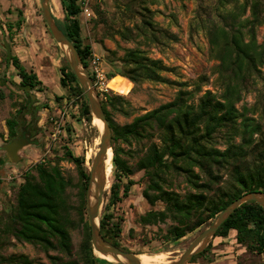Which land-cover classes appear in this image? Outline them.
Returning <instances> with one entry per match:
<instances>
[{
  "label": "trees",
  "instance_id": "obj_1",
  "mask_svg": "<svg viewBox=\"0 0 264 264\" xmlns=\"http://www.w3.org/2000/svg\"><path fill=\"white\" fill-rule=\"evenodd\" d=\"M64 20L57 19L59 27L68 35L78 49L84 65L89 68V60L94 49L85 42L79 15L82 12L80 0H61ZM135 0H128L129 11L134 10ZM19 18L7 22L9 36L23 26L24 11L18 9ZM142 17L141 24H135L137 33L144 39L157 40L163 36L175 39L174 34L161 28L154 20L155 11L143 5L137 11ZM211 46L212 56L219 61L216 72L223 92L218 95L211 90L202 91L201 78L193 89L188 82H178L179 89L173 100L137 115L131 122L121 124L114 119L115 114L130 117L135 112L131 101L112 90L100 92L103 108L110 120L113 144V178L109 201L100 218L101 234L107 241L124 251L131 250L122 245L123 218L109 212L110 207L129 197L132 187L137 183L133 175L134 166L129 157L132 151L126 149L134 141H147V149L136 163L137 170L144 171L147 185L143 189L144 199L156 206L161 202L164 209H150L140 216L144 225L157 224L172 219L173 223L165 239L178 242L197 229L210 225L215 217L230 203L252 191L264 192V142L255 145V135L263 131L262 122L254 115L258 105L237 104L243 94L249 91L258 80L264 82V40L259 42L257 29L264 25V0H216V5L207 18L199 17ZM125 40L132 38V28L119 30ZM110 62L116 65L108 74L114 72L125 76L135 85L144 81L162 82V73L171 68L161 59L149 57L140 47L125 48L124 55L117 58V50H108ZM9 60L16 69L19 81L17 86L26 95V101L13 118L7 120L9 135L13 137L21 119L26 121L30 115L38 121V114L46 107L39 106L33 96L42 90L43 81L38 73L27 68L16 54ZM60 84L64 95H57L63 109H76L68 116L78 121L92 124L93 115L84 90L66 58L60 65ZM94 79V76L92 75ZM263 92H260V94ZM264 101V100H263ZM66 106V107H65ZM75 113V114H74ZM260 115L264 116V103ZM69 130L72 126L67 127ZM224 136L227 146L221 149L215 145L217 137ZM241 137L240 143L235 138ZM158 138V142L155 141ZM62 157L45 159L33 165L24 174L19 185L16 204L6 217L0 214V264H34L25 254L2 253L14 237L43 248L47 253L59 251L62 255H51L52 264H101L102 258L95 256L91 243V230L87 215L86 193L90 180V168L84 155H75L69 147ZM61 160L75 163L79 174V205L70 203L67 189L73 184L60 165ZM229 167L235 182L230 191L215 197L212 191L220 182L218 173ZM170 171L184 175L196 192L182 197L175 190L165 188L166 174ZM213 193V194H212ZM76 210V217L73 216ZM81 227L84 233L79 252L73 257L74 243L72 230ZM233 233L235 241L254 254H264V208L256 201H248L238 207L220 226L215 237L226 238ZM209 248L199 255L206 256ZM66 256V257H65ZM195 257L191 260L194 261ZM212 261V260H210ZM255 264H264V261Z\"/></svg>",
  "mask_w": 264,
  "mask_h": 264
},
{
  "label": "rangeland",
  "instance_id": "obj_2",
  "mask_svg": "<svg viewBox=\"0 0 264 264\" xmlns=\"http://www.w3.org/2000/svg\"><path fill=\"white\" fill-rule=\"evenodd\" d=\"M80 2L82 12L79 20L82 24V33L85 42L91 43L94 49L88 70L91 77L94 76L92 79L97 91L100 94V92L112 90L114 93L121 94L128 98L136 109L130 117L120 113L115 114L114 119L117 122L121 124L131 122L135 116L173 100L180 88L178 82H188L187 88L193 89L195 83L204 78L202 91L198 94L196 101L206 90H211L218 95L223 92L216 72L219 61L212 56L207 33L199 23V17L207 18L216 5V0H135L133 11L128 10L126 5L128 0H80ZM143 5L155 11L154 20L161 28L174 34L175 39L163 36L154 41L144 39L142 35H136L135 24L142 22V17L137 11L141 10ZM18 9L24 11L25 21L21 29L17 30L11 38L7 30V22H15L19 18ZM52 9L57 19L63 21L64 11L61 0L58 7L52 3ZM88 12L92 15L89 16ZM127 27L132 28L133 36L125 40L118 31ZM257 37L259 42H263L264 25L258 27ZM132 47H140L149 57L161 59L167 67L171 68L162 73L164 81H144L135 85L116 72L110 78L108 77L116 65H121L120 62H116V65L110 62L111 54L108 50H117V58H119L124 55L125 48ZM10 54L19 56L27 68L38 73L44 87L42 90L34 91L32 98L37 105L46 106L38 114L39 119L36 125L39 131L35 136L37 143L28 144L20 150L18 162L10 161L3 148L11 140L7 120L15 117L26 101L25 93L16 85L19 79L16 76V69L9 60ZM63 57L66 58L62 47L46 24L40 0H0V214L4 217L16 204L19 185L24 181L25 172L32 169L33 165L45 159L62 157L66 151L65 147H69L75 155H84L86 165L90 168L99 150L98 118H94L92 122L97 127L94 131L85 120L70 119L68 115L76 109L70 110L71 112L66 111L71 104L63 109L56 99L57 95H64L66 92L60 84V65ZM262 70L264 74V66ZM260 92L263 93L260 94ZM263 100L264 82L258 80L249 91L243 94V99L237 104L241 109L245 104L247 106H252L256 102L259 104L258 113L250 114L263 124V131L254 136L255 145H261L264 142V116L260 115ZM25 118L27 122L34 121L30 115H26ZM21 122L25 121L21 119ZM68 126H72V129L69 130ZM155 141L158 142V138H155ZM234 142L240 143L241 137L237 136ZM215 145L224 149L227 146V139L219 135ZM124 146L132 151L129 160L136 169L133 178L137 183L132 187L129 197L112 205L109 212H112L115 217L123 218V231L120 237L122 245L132 252L143 254L141 256L162 254L165 261L150 263L164 264L184 252L193 239L209 225L188 233L178 242H168L165 234L175 223L172 219L157 224H142L139 220L141 215L152 208L164 209V204L159 202L156 206H151L142 195L147 185V178L144 171L137 170L135 166L147 149V141H134L130 146L125 144ZM60 165L65 176L73 182L67 189V195L70 203L76 207L80 199L78 169L75 163L68 160H61ZM113 168L111 162V175L104 193L100 218L109 201L110 188L114 181ZM231 172L229 167L218 171L221 180L212 191L215 192V197L233 188L235 182ZM166 177L168 180L164 184L165 188L175 190L182 197L189 192L198 191L187 182L184 175L170 171ZM73 216L76 217V210H73ZM83 236L81 227L72 230L74 258L79 252ZM207 248L209 250L206 256L197 254L194 256V261L187 264H255L264 261V254H254L246 247L239 245L233 233L226 238L214 237ZM2 253L25 254L34 261V264H52L49 254L62 255L56 250L47 253L39 246L18 241L14 237ZM101 264L120 263L103 259Z\"/></svg>",
  "mask_w": 264,
  "mask_h": 264
},
{
  "label": "water",
  "instance_id": "obj_3",
  "mask_svg": "<svg viewBox=\"0 0 264 264\" xmlns=\"http://www.w3.org/2000/svg\"><path fill=\"white\" fill-rule=\"evenodd\" d=\"M40 4L51 34L62 47L68 63L84 90V94L87 97L91 108L93 119L99 118L103 122V128L98 127L100 132V145L90 167V180L86 193L87 215L91 230V243L95 256L109 262H117L120 264H152L150 262L143 263L141 254L132 251H124L104 239L101 234L100 214L104 202V193L109 181L108 159L110 150L112 151V164L114 158L110 120L105 113L100 94L94 85L88 68L82 61L78 49L68 35L59 27L56 21L57 17L52 9V1L40 0ZM28 144H31V140L27 137H22L17 141L8 142L3 148L6 150L10 161L18 162L20 160V150ZM248 201H256L264 208V192L252 191L234 200L215 217L209 226L193 239L184 252L175 259L169 260L164 264L189 263L195 255L203 252L208 247L220 226L231 216V214L243 203ZM102 255L112 257L113 261L108 260Z\"/></svg>",
  "mask_w": 264,
  "mask_h": 264
},
{
  "label": "flooded vegetation",
  "instance_id": "obj_4",
  "mask_svg": "<svg viewBox=\"0 0 264 264\" xmlns=\"http://www.w3.org/2000/svg\"><path fill=\"white\" fill-rule=\"evenodd\" d=\"M37 121H25V122H20L18 128H17V133L11 137L10 141H17L18 139L22 137H27L31 140V144L34 143L36 144L37 141L35 139V136L37 135V132L39 129L37 128L36 125Z\"/></svg>",
  "mask_w": 264,
  "mask_h": 264
},
{
  "label": "bare ground",
  "instance_id": "obj_5",
  "mask_svg": "<svg viewBox=\"0 0 264 264\" xmlns=\"http://www.w3.org/2000/svg\"><path fill=\"white\" fill-rule=\"evenodd\" d=\"M51 1L57 7L59 6V0H51ZM98 125H99V128H103V122L99 118H98ZM111 162H112V151L110 150L109 151V159H108V175H109V177L111 175V170H110V163ZM108 185H109V181H108ZM141 255H143V254H141ZM102 256H104V255H102ZM104 257L107 258L110 261H113V258L110 257V256H104ZM141 259H142L143 263H149L151 261H155V262H159L160 261V262H163V261L166 260L165 257L162 254L141 256ZM152 263H154V262H152Z\"/></svg>",
  "mask_w": 264,
  "mask_h": 264
},
{
  "label": "built area",
  "instance_id": "obj_6",
  "mask_svg": "<svg viewBox=\"0 0 264 264\" xmlns=\"http://www.w3.org/2000/svg\"><path fill=\"white\" fill-rule=\"evenodd\" d=\"M88 15L91 16L92 14L88 12ZM55 135H56V134H54V136H55Z\"/></svg>",
  "mask_w": 264,
  "mask_h": 264
}]
</instances>
